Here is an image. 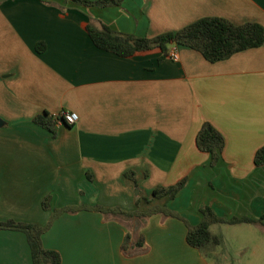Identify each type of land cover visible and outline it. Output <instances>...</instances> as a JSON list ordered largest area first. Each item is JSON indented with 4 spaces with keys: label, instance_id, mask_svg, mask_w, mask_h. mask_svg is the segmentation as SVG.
Segmentation results:
<instances>
[{
    "label": "crops",
    "instance_id": "crops-1",
    "mask_svg": "<svg viewBox=\"0 0 264 264\" xmlns=\"http://www.w3.org/2000/svg\"><path fill=\"white\" fill-rule=\"evenodd\" d=\"M203 18L264 27V0H125L105 8L0 0V223L50 224L43 244L62 264L224 263L188 245L187 224L199 225L206 206L226 219L264 216V165L255 164L264 147V45L214 64L180 46L178 61L160 50L122 58L97 48L85 30L99 23L154 38ZM64 112L79 121L58 123L55 137L33 122ZM205 123L226 139L215 166L197 147ZM184 178L176 199L145 200ZM95 206L150 215L108 222L84 209ZM65 208L79 211L58 213ZM128 230L145 243L124 253ZM0 264H33L24 233L0 231Z\"/></svg>",
    "mask_w": 264,
    "mask_h": 264
},
{
    "label": "trees",
    "instance_id": "trees-1",
    "mask_svg": "<svg viewBox=\"0 0 264 264\" xmlns=\"http://www.w3.org/2000/svg\"><path fill=\"white\" fill-rule=\"evenodd\" d=\"M85 7L105 8L119 6L125 0H66ZM94 45L104 51L113 53L122 58H131L137 55L160 50L165 55H169L173 47H185L199 52L208 62L218 63L230 59L235 54L250 49L260 48L264 45V27L257 23H247L235 25L222 18H203L177 32L166 33L154 38H140L134 35L122 34L108 28L102 24L88 23L85 27ZM33 122L57 135V124L63 123L70 127L64 117H53L48 113L37 116ZM226 145L225 137L210 123H205L197 136V147L200 151L212 156L211 165L215 166L221 159ZM256 166L264 165V147H262L255 157ZM132 180L134 175L126 174ZM187 178L182 179L176 185L170 187L156 188L149 200L167 198L174 200L178 194L186 187ZM42 207L45 211L51 210V196H47ZM89 211L101 213L105 219L108 215H116L113 219L126 217L138 221L141 217H148L150 214L126 213L119 209H105L99 206L84 207ZM159 210V209H157ZM79 209L65 208L58 213H76ZM163 215L168 217H179L176 213L161 210ZM155 212V209L152 210ZM203 219L197 226L188 225L187 243L190 247L198 250L205 259L213 258L218 248L223 247L224 239L221 235L213 231L217 225H241V224H264V216L260 219L249 217L226 219L219 217L211 207L201 209ZM50 224L41 227L35 224L7 221L0 223V231L10 230L22 232L26 235L31 250L33 264H62L60 253L48 250L44 247L43 236L49 230ZM145 240L142 236H136L135 232L128 230L122 244V251L126 253L130 248H142ZM226 255V253L224 254ZM217 258L216 263L221 264Z\"/></svg>",
    "mask_w": 264,
    "mask_h": 264
},
{
    "label": "rangeland",
    "instance_id": "rangeland-1",
    "mask_svg": "<svg viewBox=\"0 0 264 264\" xmlns=\"http://www.w3.org/2000/svg\"><path fill=\"white\" fill-rule=\"evenodd\" d=\"M135 190V195L138 193ZM116 215L106 216V221H115ZM117 217V216H116ZM120 219V218H118ZM122 221V219H120ZM124 226L127 227L126 224ZM215 231L224 239L222 249L226 255L219 251L214 258L221 257L223 264H264V229L257 230L251 226L221 225ZM213 259L210 260L213 262Z\"/></svg>",
    "mask_w": 264,
    "mask_h": 264
},
{
    "label": "built area",
    "instance_id": "built-area-1",
    "mask_svg": "<svg viewBox=\"0 0 264 264\" xmlns=\"http://www.w3.org/2000/svg\"><path fill=\"white\" fill-rule=\"evenodd\" d=\"M169 58L173 61H178L179 60V56L177 54V49L176 47H173L170 52H169ZM59 117H64V121L70 125L73 126L76 123H78L79 121V117L77 114L75 113H61L60 115H58ZM57 117V116H56Z\"/></svg>",
    "mask_w": 264,
    "mask_h": 264
},
{
    "label": "water",
    "instance_id": "water-1",
    "mask_svg": "<svg viewBox=\"0 0 264 264\" xmlns=\"http://www.w3.org/2000/svg\"><path fill=\"white\" fill-rule=\"evenodd\" d=\"M2 123H3V121H2V120H0V126L2 125Z\"/></svg>",
    "mask_w": 264,
    "mask_h": 264
}]
</instances>
